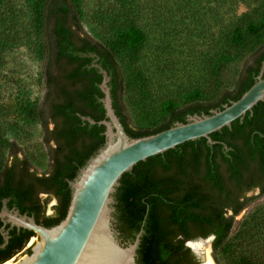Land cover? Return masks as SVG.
<instances>
[{
  "label": "trees",
  "instance_id": "obj_1",
  "mask_svg": "<svg viewBox=\"0 0 264 264\" xmlns=\"http://www.w3.org/2000/svg\"><path fill=\"white\" fill-rule=\"evenodd\" d=\"M83 2L28 0L35 47L45 60L46 92L40 105L27 103L20 113L26 121L43 127L47 172L34 171L30 161L21 157L17 143L0 133V210L5 199L7 207L35 215L36 222L47 228L66 217L71 201L69 181L105 144V127L82 119H105L103 75L95 65L111 78L114 108L132 138L168 130L177 122L186 123L189 116L223 110L257 82L264 67L262 9L230 28L226 49L213 62L215 75L229 64L243 62L232 89L212 94L194 89L179 101H165L158 111L145 108L143 102L142 120L137 124L125 111L123 96L138 86L148 97L147 79L140 67L147 35L132 20L110 16L113 38L93 39L84 31ZM12 44L13 40H0V60ZM211 138L215 144L204 138L186 142L138 163L122 176L115 194V226L124 243L133 242L144 231L138 264H199L186 244L211 236L214 254L229 257L234 251L235 217L251 200L247 194L257 187L264 194V102ZM41 193L50 194L45 204L52 196L59 199L51 216L43 212ZM2 225L0 221V246L4 243ZM6 230L10 239L0 249V264L13 259L37 237L24 229L7 226ZM31 247L24 252L30 254ZM231 264L264 263L239 256Z\"/></svg>",
  "mask_w": 264,
  "mask_h": 264
},
{
  "label": "rangeland",
  "instance_id": "obj_2",
  "mask_svg": "<svg viewBox=\"0 0 264 264\" xmlns=\"http://www.w3.org/2000/svg\"><path fill=\"white\" fill-rule=\"evenodd\" d=\"M262 9L264 0H84L82 5L84 31L95 40L113 38L110 16L132 20L147 35L140 67L147 79L144 90L148 97L138 86L123 96L124 109L137 124L141 123L144 103L145 108L158 111L165 101H179L194 89L209 94L232 89L243 62L229 64L217 75L213 74V62L225 51L230 28ZM4 38L13 44L0 60V133L15 141L21 157L43 174L49 168L43 127L26 121L20 113V107L27 103L40 105L46 92L45 60L35 47L28 0H0V40ZM247 197L251 200L235 217L231 235L234 251L224 257L214 254L210 241L196 242L206 245L199 264L209 260L231 264L239 256L264 263V194L255 190ZM55 204V200H48L49 214H53ZM38 241L33 237L30 247ZM25 254L8 262L14 264Z\"/></svg>",
  "mask_w": 264,
  "mask_h": 264
},
{
  "label": "water",
  "instance_id": "obj_3",
  "mask_svg": "<svg viewBox=\"0 0 264 264\" xmlns=\"http://www.w3.org/2000/svg\"><path fill=\"white\" fill-rule=\"evenodd\" d=\"M103 75L100 86L104 98L105 119L99 122L83 117L90 124L105 127V144L79 170L77 177L69 181L71 201L66 217L56 226L47 228L36 222L34 217L21 215L8 209L7 201L0 210L1 233L5 248L9 242V229L27 230L36 234L39 241L14 264H138V250L144 231L136 235L133 242L124 243L115 226V194L125 173L131 172L138 163L164 154L178 146L199 139L215 144L211 135L242 119L259 103L264 102V67L257 82L236 102L213 110L211 115L189 116L186 123L177 122L168 130L141 138L130 137L114 108L107 71L99 65ZM199 238L188 241L196 258L203 256L192 244L210 241Z\"/></svg>",
  "mask_w": 264,
  "mask_h": 264
},
{
  "label": "flooded vegetation",
  "instance_id": "obj_4",
  "mask_svg": "<svg viewBox=\"0 0 264 264\" xmlns=\"http://www.w3.org/2000/svg\"><path fill=\"white\" fill-rule=\"evenodd\" d=\"M255 190H259V191H261V188H260V187H257ZM255 190H254V191H255ZM250 192H252V191H250ZM250 192H249V193H250ZM49 195H50V194H45V193H41V194H40L39 197H40V199H41V204H42V205L45 204V201L47 200L46 197H48ZM44 199H45V200H44ZM51 199L55 200V202H56V204L52 206V212H53V214H54V213H55V207L58 205L59 199H58V197H54V196H52ZM5 201H7V200H5V199L3 200V203H2V207H1V209H2L3 206H4V202H5ZM46 206H47V204H45V205L43 206V212L45 213V215H47V216H51V215H53V214H49L48 209H47ZM8 207H9L10 210L15 209V210L19 211V213L22 214V215L35 216V215H33V214L31 215V214H28L27 212H23V211L20 210V209H16L14 206H12V207H11V206H8ZM22 252H23V251H22ZM22 252H20V253L22 254ZM20 253H19V254H20ZM17 255H18V254H17ZM17 255H16V256H17ZM16 256H15V257H16ZM197 260H198V259H197ZM198 262H199V261H198ZM7 263H8V262H7Z\"/></svg>",
  "mask_w": 264,
  "mask_h": 264
},
{
  "label": "bare ground",
  "instance_id": "obj_5",
  "mask_svg": "<svg viewBox=\"0 0 264 264\" xmlns=\"http://www.w3.org/2000/svg\"><path fill=\"white\" fill-rule=\"evenodd\" d=\"M206 246V245H205ZM204 246V244H199V243H193L192 244V247H193V249L196 251V252H198V253H200L201 255H202V252L205 250V247ZM203 256V255H202ZM7 264H10V262H8ZM206 264H212L211 262H210V260L206 263Z\"/></svg>",
  "mask_w": 264,
  "mask_h": 264
},
{
  "label": "built area",
  "instance_id": "obj_6",
  "mask_svg": "<svg viewBox=\"0 0 264 264\" xmlns=\"http://www.w3.org/2000/svg\"><path fill=\"white\" fill-rule=\"evenodd\" d=\"M30 245H31V243H29L28 245H27V247L23 250V252L22 253H24V251L27 249V248H29L30 247ZM21 255V253L20 254H18L17 256H20Z\"/></svg>",
  "mask_w": 264,
  "mask_h": 264
}]
</instances>
